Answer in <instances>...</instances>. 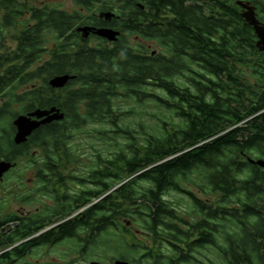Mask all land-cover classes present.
<instances>
[{"label":"trees","instance_id":"16d2710c","mask_svg":"<svg viewBox=\"0 0 264 264\" xmlns=\"http://www.w3.org/2000/svg\"><path fill=\"white\" fill-rule=\"evenodd\" d=\"M203 1L185 9L175 0H74L69 12L44 0H0V157L74 163L79 134L122 136L110 159L94 155L91 170L94 183L107 174L104 193L118 188L106 199L108 237H119L118 224L139 226L156 244L147 257L154 252L162 264H264V167L248 161L264 160V51L239 0ZM249 1L258 11L264 3ZM169 6L179 19L141 36L162 50L133 44L136 22L154 25ZM102 11L116 17L106 22ZM84 25L128 33L116 42L84 38ZM64 74L75 78L53 88ZM153 103L163 117L138 139L130 115L142 127L140 111ZM52 107L64 119L16 144V117ZM171 192L187 198L190 220Z\"/></svg>","mask_w":264,"mask_h":264},{"label":"flooded vegetation","instance_id":"af4514ba","mask_svg":"<svg viewBox=\"0 0 264 264\" xmlns=\"http://www.w3.org/2000/svg\"><path fill=\"white\" fill-rule=\"evenodd\" d=\"M175 1L176 6L182 3L185 9L189 4L201 8L204 2ZM138 6L140 10L146 7L141 3ZM261 8L258 11L256 7V14L264 23V3ZM163 9L154 25L138 20L135 36L140 38L157 26L169 25V21L179 19L177 7ZM241 10L243 13L242 7ZM181 16H186V11L181 10ZM119 32L121 35L128 33ZM21 158L26 160L22 171H16L19 159L9 161L14 167L0 177V264H162L154 252L147 257L148 247L139 239L132 249V243L125 240L120 229H117L119 237L110 238L104 233L109 225L106 199L118 189L104 193L106 173L100 174V183L98 180L94 183L92 172L78 166L83 157L79 160L74 157V163H66L67 157L43 154ZM3 160L7 161L1 156L0 161ZM146 236L153 241L151 248L154 251L153 237ZM140 249L144 250L140 253Z\"/></svg>","mask_w":264,"mask_h":264},{"label":"rangeland","instance_id":"374dc122","mask_svg":"<svg viewBox=\"0 0 264 264\" xmlns=\"http://www.w3.org/2000/svg\"><path fill=\"white\" fill-rule=\"evenodd\" d=\"M44 1L52 7L65 9L69 12H72L74 9L77 8L75 6L74 0H44ZM130 40L132 41L133 44L142 43L145 46L148 47L150 46L151 49L153 50H162V48L158 45L155 39H144L142 37L138 38L134 34L133 36H130ZM91 41H92L91 43L94 44L96 39H92ZM123 105L126 110L131 109L130 104L125 105L124 103ZM15 107H17L16 109H19L18 105ZM136 110H138V108H136ZM140 113H142V117H141L142 118L141 123L143 124L142 127H139L138 124L136 123L137 121L140 120L139 116H136L135 114L130 115V118L133 121L131 126L133 128H136L137 131L134 134L138 139L144 137L143 133L145 131H148L151 125H157L159 123L158 118L163 117L164 111L159 106L153 103L151 106L146 105L144 109L140 111ZM117 142L123 143L125 142V139L122 136H118L117 134H112L111 132L106 133V135H100L92 130H89V132L87 131L86 133L83 132L79 134L77 136L75 146H78L79 149L78 151L80 153V156H77L78 160L80 159V157L83 158L82 160L81 159L79 160L80 163L78 164V166L84 167L83 170L85 171H91L93 168H97L99 164L97 163L93 164V162L98 160L97 157H95L94 155H97V153H102L104 155L103 157L104 159H110L112 157L110 156V153L114 152L115 149H117V146H119ZM25 163L26 160L24 158H20L18 160V167L16 171H22L25 166ZM170 199L173 201V204L176 206L175 208L177 209V212L182 217L190 220V218H188L186 215L189 212L188 209H190L188 201H186L187 198L183 195L176 194V192H171ZM118 230L120 231V234L124 236L126 241L128 240L132 244L136 242V239L137 240L139 239L141 243L147 245L148 250L154 246L153 241L147 238L145 234V230L141 229L139 226L131 228V225L127 224V229L120 226ZM136 230H141L142 233L137 232ZM112 232L116 233L115 230H112ZM143 250L144 249L142 250L140 249V253ZM164 251L167 254L171 253L167 247H164ZM125 253L124 255H126ZM211 257L214 258L213 256Z\"/></svg>","mask_w":264,"mask_h":264},{"label":"water","instance_id":"95a60500","mask_svg":"<svg viewBox=\"0 0 264 264\" xmlns=\"http://www.w3.org/2000/svg\"><path fill=\"white\" fill-rule=\"evenodd\" d=\"M237 4L244 9L242 16L251 25L258 37L257 46L261 51H264V23H261L257 18L256 7L250 2H245L243 0L237 1ZM116 14L112 11H102L99 13V18L111 21ZM78 31L83 34L84 38H88L91 34L98 37L104 38L109 42H116L120 36V32L110 27H97L92 25H84L78 28ZM156 52L154 51L153 54ZM75 75L64 74L59 75L50 80V85L53 88L59 89L65 87L70 80L74 79ZM64 113L57 107H52L50 109H37L33 112L27 114H20L13 121L14 126L17 129L15 135V143L20 145L25 143L29 137L40 128L42 125L50 124L54 121H60L64 119ZM251 164H257L264 167L263 159H253L248 158ZM14 167V164L9 161H0V177L4 172L9 171ZM128 264V263H120Z\"/></svg>","mask_w":264,"mask_h":264}]
</instances>
